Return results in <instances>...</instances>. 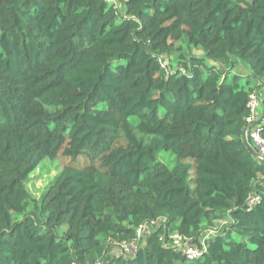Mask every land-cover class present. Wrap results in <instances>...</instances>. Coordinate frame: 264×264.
Returning <instances> with one entry per match:
<instances>
[{
    "label": "trees",
    "instance_id": "1",
    "mask_svg": "<svg viewBox=\"0 0 264 264\" xmlns=\"http://www.w3.org/2000/svg\"><path fill=\"white\" fill-rule=\"evenodd\" d=\"M111 1L0 0V264H264V163L244 138L264 137V0ZM174 232L207 251L188 260Z\"/></svg>",
    "mask_w": 264,
    "mask_h": 264
},
{
    "label": "built area",
    "instance_id": "2",
    "mask_svg": "<svg viewBox=\"0 0 264 264\" xmlns=\"http://www.w3.org/2000/svg\"><path fill=\"white\" fill-rule=\"evenodd\" d=\"M112 2L111 0H109ZM120 7V5H117ZM160 66L164 70H169V61L166 56H161L159 58ZM261 100L256 93H251L248 100V108L250 110L251 116L247 119V122L252 124L259 117ZM252 130L250 132L251 140L261 157L264 158V137L262 135V126L260 124L254 123L252 125ZM248 134V130L246 135ZM155 226H158V221H153L149 224L141 225L137 232V239L132 242H123L118 248L117 254L125 255L128 258L137 255L141 245L146 241V236L152 232ZM214 234L215 231L210 232ZM161 240L164 242L165 246L173 247L183 253V255L190 261H195L200 259L203 254L207 251L206 237L202 238L199 243L193 242L192 239L181 235L178 232L170 233L167 237H162ZM98 264H102L99 262Z\"/></svg>",
    "mask_w": 264,
    "mask_h": 264
},
{
    "label": "rangeland",
    "instance_id": "3",
    "mask_svg": "<svg viewBox=\"0 0 264 264\" xmlns=\"http://www.w3.org/2000/svg\"><path fill=\"white\" fill-rule=\"evenodd\" d=\"M179 46H185V45L180 42L177 44V47ZM190 53L196 56L203 55V52L199 49L198 50L192 49ZM164 56L167 57L171 70H175L179 67H182V62L180 61L179 57L174 56L172 54H164ZM133 121L135 122V119ZM158 160L167 164L169 167H172L174 165L175 156L171 153L164 152L159 155ZM66 164H67V159L62 157V155H60V157L57 158L55 161L49 159L44 161L40 165V167L31 174V180L27 183V187L32 193L33 197H40L44 188L49 183V181L52 180L63 169V167ZM191 187L193 188L194 186L191 185ZM31 205L28 206L27 209L28 211L32 209ZM21 218L22 217H19V219ZM65 230L66 228H62L60 232H64ZM117 251L118 248H115L114 254H116Z\"/></svg>",
    "mask_w": 264,
    "mask_h": 264
},
{
    "label": "water",
    "instance_id": "4",
    "mask_svg": "<svg viewBox=\"0 0 264 264\" xmlns=\"http://www.w3.org/2000/svg\"><path fill=\"white\" fill-rule=\"evenodd\" d=\"M247 132V131H245ZM244 138H245V141L248 145H250L248 139L246 138V135L244 133ZM250 149L253 151V154L256 156V158H258L260 160L261 163H264V158L261 157V155L250 145Z\"/></svg>",
    "mask_w": 264,
    "mask_h": 264
},
{
    "label": "clouds",
    "instance_id": "5",
    "mask_svg": "<svg viewBox=\"0 0 264 264\" xmlns=\"http://www.w3.org/2000/svg\"><path fill=\"white\" fill-rule=\"evenodd\" d=\"M257 121V120H256ZM258 124H259V122H257ZM253 128V127H252ZM249 131V130H248ZM245 135H246V132H245ZM247 136H248V134L246 135V138H247ZM250 138H251V136H250ZM248 139V138H247ZM251 142H252V140H251ZM251 142H249L250 143V145L257 151V149L255 148V146L253 145V143H251ZM249 145V146H250ZM258 152V151H257ZM259 153V152H258Z\"/></svg>",
    "mask_w": 264,
    "mask_h": 264
},
{
    "label": "crops",
    "instance_id": "6",
    "mask_svg": "<svg viewBox=\"0 0 264 264\" xmlns=\"http://www.w3.org/2000/svg\"><path fill=\"white\" fill-rule=\"evenodd\" d=\"M259 117H261V108H260V111H259ZM259 117H258V118H259ZM257 124H258V123H257Z\"/></svg>",
    "mask_w": 264,
    "mask_h": 264
}]
</instances>
